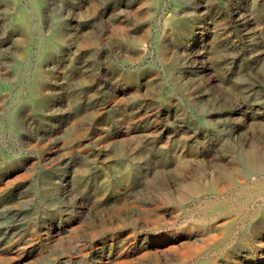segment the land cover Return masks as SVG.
Here are the masks:
<instances>
[{
	"label": "rangeland",
	"instance_id": "obj_1",
	"mask_svg": "<svg viewBox=\"0 0 264 264\" xmlns=\"http://www.w3.org/2000/svg\"><path fill=\"white\" fill-rule=\"evenodd\" d=\"M0 264H264V0H0Z\"/></svg>",
	"mask_w": 264,
	"mask_h": 264
}]
</instances>
